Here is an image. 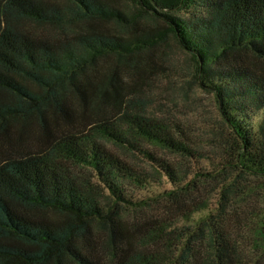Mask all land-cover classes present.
<instances>
[{
    "label": "trees",
    "instance_id": "1",
    "mask_svg": "<svg viewBox=\"0 0 264 264\" xmlns=\"http://www.w3.org/2000/svg\"><path fill=\"white\" fill-rule=\"evenodd\" d=\"M145 1L168 9L231 143L200 150L185 125L126 104L117 71L111 90L88 80L85 56L142 43L98 25L127 23L113 0H0V264H258L240 258L253 231L264 244V209L250 210V222L237 211L248 206L249 177L264 175V0ZM31 119L41 148L26 154Z\"/></svg>",
    "mask_w": 264,
    "mask_h": 264
},
{
    "label": "rangeland",
    "instance_id": "2",
    "mask_svg": "<svg viewBox=\"0 0 264 264\" xmlns=\"http://www.w3.org/2000/svg\"><path fill=\"white\" fill-rule=\"evenodd\" d=\"M111 3L123 9L127 23L116 24L109 22L98 25L106 30L107 33L113 35H119L123 38L138 37L142 40V43L131 49L130 52L123 53V55L110 54L94 58L85 56L83 65L86 67L85 73L88 80L106 87L107 90H111L113 85L118 86L115 84L116 82L111 85L110 81L113 71H117L121 81L118 91L120 90L124 95L126 104H130L135 109L140 107L152 117L176 121L185 125L195 142L198 144L203 142V145L207 146H198L200 150L208 149V144L210 142L212 144L213 141L217 146L230 144L232 138L228 133L227 127L222 123L214 96L207 90L198 87L193 79L195 62L191 55L187 51L182 50L177 44L173 33L174 30L172 31L173 27L171 28L166 23L169 13L168 9L161 8L163 10L148 11L143 7L146 3L145 0H113ZM165 3L170 6L175 3V0H165ZM177 14L182 17H190L187 8H182ZM148 35L150 38H145ZM24 85L29 91L38 96L43 97L46 94L44 89L30 82L25 81ZM9 100L11 101L12 97L6 96L5 102ZM62 102L69 110L79 113L78 102L71 94H66ZM105 110L106 107L102 109L104 112ZM50 114L52 115V112ZM28 125L27 135L20 148L26 154L40 151L41 148V143L38 139L40 136L38 122L35 119H31ZM66 125L61 119H58V123L54 124L53 127L55 132L59 134L67 129ZM17 127L19 126L12 124L10 127L9 125L11 134L15 133ZM2 141L3 139L0 138V142ZM44 147L47 149L48 145L45 144ZM109 149L115 151L112 147ZM148 149L159 156L167 157L163 159L173 162L171 161L172 159L176 163V159L173 156L156 148L149 147ZM201 168L203 171L207 170L204 166ZM203 174H209V171L207 170ZM249 178H252L249 181L253 184V189L248 199V206H244L237 211V213H240L242 222H250V210V215L254 212L255 217L256 212H262L264 209V189L262 188L264 186V175ZM218 185L219 183H216L214 187ZM165 188L167 190V186ZM240 189L242 191V188ZM209 190L210 187L205 189V192ZM209 194L210 196L212 195L211 192ZM204 215L206 213L202 212L196 216L203 217ZM53 216L59 217L55 214ZM238 220L240 221V218ZM233 230L229 229L231 232ZM253 232L250 235L255 245L245 242L243 245L244 256L240 259L242 263L248 261L249 258L255 260L258 264H264L262 238L258 236L256 231ZM250 235L246 234V241ZM235 237L240 236L235 235ZM212 264L214 263L212 262Z\"/></svg>",
    "mask_w": 264,
    "mask_h": 264
}]
</instances>
